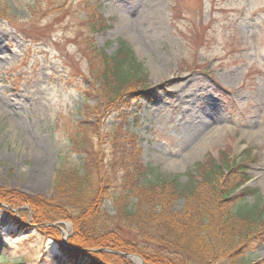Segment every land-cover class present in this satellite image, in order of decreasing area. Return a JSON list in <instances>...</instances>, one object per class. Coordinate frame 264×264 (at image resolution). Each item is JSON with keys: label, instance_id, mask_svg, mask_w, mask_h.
Wrapping results in <instances>:
<instances>
[{"label": "rangeland", "instance_id": "374dc122", "mask_svg": "<svg viewBox=\"0 0 264 264\" xmlns=\"http://www.w3.org/2000/svg\"><path fill=\"white\" fill-rule=\"evenodd\" d=\"M0 2V191L50 197L59 157H84L69 151V139L89 123L103 156L127 149L145 181L183 184L193 168L198 197L212 198L198 179L220 165L217 198L243 193L246 203L263 206L259 229L236 245L245 246L249 263L264 262V0ZM136 16L137 32L129 26ZM119 40L141 71L110 103L95 75L104 68L99 53L112 54ZM172 184L155 189L174 192ZM197 202L179 199L167 212L177 216ZM30 213L26 203L0 202V264H72L51 254L50 238L73 251L71 223L41 225Z\"/></svg>", "mask_w": 264, "mask_h": 264}, {"label": "trees", "instance_id": "16d2710c", "mask_svg": "<svg viewBox=\"0 0 264 264\" xmlns=\"http://www.w3.org/2000/svg\"><path fill=\"white\" fill-rule=\"evenodd\" d=\"M1 5L3 3L0 2ZM0 16L4 15L0 13ZM99 55L104 68L96 71L95 76L101 82H97V86L112 95L109 99L112 103L113 95H118L138 78L141 64L121 40L112 54L101 52ZM77 128L70 136L69 151L83 153L84 157L74 161L67 156L59 157L50 197H26L6 189L0 191V202L26 203L31 217L41 225L63 220L71 223L69 246H73L74 250L63 247L57 235L50 237L55 248H52L51 254L68 259L72 264H99L101 261L92 254L94 249L109 257L106 260L108 264H131L121 253L138 255L144 264H252L249 263L250 253L243 251L245 246L240 247L236 243L242 237L249 240L250 234L259 229L263 206L246 203L243 193L231 198L228 193L217 198L219 187L215 186L225 174L221 172L220 165L213 163L212 170L198 179L202 182L200 187L211 189L212 198L198 197V188L192 180L195 178L191 174L193 168L186 183L179 184L176 179L168 181H173L174 192H157L155 188H165L168 182L160 177L145 181L140 172L145 169L138 167V171L132 163L134 154L126 155L129 152L126 149L106 159L93 134L96 126L88 123L80 131ZM128 139L126 142L129 144ZM127 156L132 162L128 163ZM119 173L121 176L117 177ZM127 182L130 184L123 188L121 185ZM247 191L250 190H244ZM183 198L188 199L191 205L194 202L197 204L193 209L185 207L177 216L168 214L167 207ZM19 214L27 217L24 211ZM12 219L21 227L19 223L22 221L16 217ZM245 222L249 223L246 228L243 226ZM262 232L260 237L264 236Z\"/></svg>", "mask_w": 264, "mask_h": 264}, {"label": "bare ground", "instance_id": "6f19581e", "mask_svg": "<svg viewBox=\"0 0 264 264\" xmlns=\"http://www.w3.org/2000/svg\"><path fill=\"white\" fill-rule=\"evenodd\" d=\"M137 17V16H136ZM140 22H141V19H140V17H137V18H135L132 22H130L129 21V23H130V27L131 28H133V29H135V31L137 32V31H139V27L138 26H140ZM189 127H190V125H189ZM191 133H190V135H189V143L191 144V145H195L196 143H198L199 142V140L201 139V138H199V135H198V131H199V128L200 127H196V126H194V124L193 125H191Z\"/></svg>", "mask_w": 264, "mask_h": 264}]
</instances>
